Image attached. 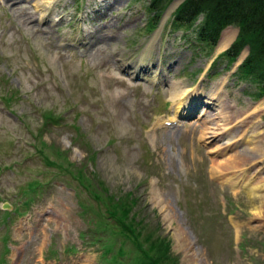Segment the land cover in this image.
Returning a JSON list of instances; mask_svg holds the SVG:
<instances>
[{
    "label": "rangeland",
    "instance_id": "obj_1",
    "mask_svg": "<svg viewBox=\"0 0 264 264\" xmlns=\"http://www.w3.org/2000/svg\"><path fill=\"white\" fill-rule=\"evenodd\" d=\"M148 4L0 0V264H103L83 246L99 209L77 170L100 197L134 196L129 217L168 262L264 264V98L232 77L249 50L211 67L218 46L209 57L194 31H170L176 8L150 33ZM214 94L226 119L215 107L202 123Z\"/></svg>",
    "mask_w": 264,
    "mask_h": 264
},
{
    "label": "trees",
    "instance_id": "obj_2",
    "mask_svg": "<svg viewBox=\"0 0 264 264\" xmlns=\"http://www.w3.org/2000/svg\"><path fill=\"white\" fill-rule=\"evenodd\" d=\"M171 1L150 0L147 9L153 19L152 26L159 21ZM200 17L202 20L195 32L197 40L210 50L216 46L223 28L230 25L239 27L235 42L218 60L225 61L226 68H229L240 52L248 47L249 54L235 76L239 81L257 82L256 96L264 95V0H185L174 13L172 30H192ZM52 164L68 174L79 168L69 163L66 169L56 162ZM75 175L99 209V220L85 233L83 244L97 247L98 258L103 264H124L127 260L131 264H172L164 257V244L161 241L151 242L145 234L148 223H144L142 218L136 222L129 217L133 208L137 207V200L131 193L122 196L107 194L108 190L103 187L104 196L100 197L96 190L103 186L102 182L94 176L84 175L81 170H77ZM94 181H97V188H94ZM37 188L40 184L35 181L25 189L31 193ZM125 244L132 246L135 258L129 257V248Z\"/></svg>",
    "mask_w": 264,
    "mask_h": 264
},
{
    "label": "bare ground",
    "instance_id": "obj_3",
    "mask_svg": "<svg viewBox=\"0 0 264 264\" xmlns=\"http://www.w3.org/2000/svg\"><path fill=\"white\" fill-rule=\"evenodd\" d=\"M177 4H178V1H176V2H174L173 3V5L169 8V10H168V12H167V15H169L171 12H173L174 11V9L176 8V6H177ZM56 19V18H55ZM55 19L53 20L52 19V23H54V21H55ZM156 38H157V35H156ZM232 33L230 32V30L229 29H227V30H225L223 33H222V37H221V41H220V43H219V45H218V51H222L223 49H225L229 44H230V42L232 41ZM152 43H153V41H152ZM150 44L151 43H149L148 44V48L150 49ZM152 50V49H151ZM140 61V60H139ZM145 64V63H144ZM133 69V72H131L130 74L131 75H135V74H139V75H143V76H145V75H147L149 72H150V67L149 66H146V65H143V64H140L138 67H137V69H136V66L135 67H133L132 68ZM147 73V74H146ZM185 90H187V89H185ZM186 92V91H185ZM208 99H207V101H209V102H204L203 100L201 101L202 103H201V105L203 104V103H206V104H209L208 106H210V108H211V110H214V108L215 107H218V110L216 111V116H218V119L220 118V121H224L225 119H226V117H224V109L223 110H221V108L219 107V105L216 103V97H215V95H213V96H211V97H207ZM211 101H212V103H211ZM219 101V100H218ZM181 105L179 104V106H178V108L180 107ZM204 107H206V105H204ZM253 112H255V108H254V110H253ZM199 116H201L202 118H203V122L202 123H206V122H208V121H211L210 120V118H211V116L209 115V112L205 109V108H203V110H202V113L199 115ZM214 117V116H213ZM244 124H248L246 121H245V119H244ZM216 125V124H215ZM221 126H224V125H221ZM208 134H209V137L211 138H215V136H217V135H220V133H216V130L214 129V131H210V132H208ZM259 137H260V140H259V142L258 143H263V141H264V132H260L259 133ZM241 141H243V139H240V137H238V138H236V140H235V142H237L236 144H238L239 142H241ZM246 141V143H249V142H252V141H247V139L245 140ZM230 143L229 144H231L232 142L231 141H229ZM221 150V149H220ZM219 154V153H218ZM240 154H243V153H239V154H237V155H240ZM256 161V160H255ZM248 164H250V167L248 168V169H244V171L246 172V171H248V170H251L253 167H254V163H253V161L252 162H249ZM223 167V166H222ZM254 170V172L257 174V173H259V169H253ZM243 170H242V172H244ZM248 185V184H247ZM249 186V185H248ZM250 188H249V190L251 191H257L258 190V188L256 187V186H254V185H251V186H249ZM251 191V192H252Z\"/></svg>",
    "mask_w": 264,
    "mask_h": 264
}]
</instances>
